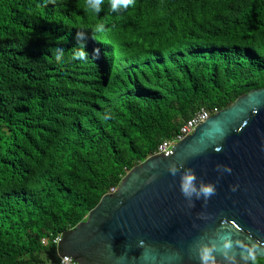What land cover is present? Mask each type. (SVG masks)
<instances>
[{
	"label": "trees",
	"instance_id": "1",
	"mask_svg": "<svg viewBox=\"0 0 264 264\" xmlns=\"http://www.w3.org/2000/svg\"><path fill=\"white\" fill-rule=\"evenodd\" d=\"M101 9L0 0V264H58L53 240L163 140L264 88V0Z\"/></svg>",
	"mask_w": 264,
	"mask_h": 264
},
{
	"label": "water",
	"instance_id": "2",
	"mask_svg": "<svg viewBox=\"0 0 264 264\" xmlns=\"http://www.w3.org/2000/svg\"><path fill=\"white\" fill-rule=\"evenodd\" d=\"M171 152L134 166L85 221L63 232L60 259L201 264L200 251L213 244L215 264H250L248 249L264 258V88L240 95ZM185 174L195 176V191L187 195L181 191ZM206 185L216 188L211 197L200 193ZM221 238L231 239L232 247L224 248Z\"/></svg>",
	"mask_w": 264,
	"mask_h": 264
},
{
	"label": "clouds",
	"instance_id": "3",
	"mask_svg": "<svg viewBox=\"0 0 264 264\" xmlns=\"http://www.w3.org/2000/svg\"><path fill=\"white\" fill-rule=\"evenodd\" d=\"M104 0H87L88 6L96 13H99L101 9V5L103 4ZM136 0H110L111 4V10L117 11L120 8H128L130 6H135ZM104 26L101 24L93 29V32H99L103 31ZM62 38H58V41ZM85 37L81 33H77V40H83ZM94 39V37H93ZM49 51L54 52L55 59L57 61H60L63 57V51L62 49H50ZM95 51V50H94ZM87 57L86 51H79L73 56V59H85ZM219 150V149H217ZM176 167L171 166L170 171L174 175L176 172ZM226 171H231L230 168H225ZM195 180V176L192 174H185L181 177V191L184 194H189L192 191H195V188L193 186V181ZM233 191H235V186H233ZM200 193L204 195L205 197H211L216 193V188L212 185H206L202 186L200 189ZM223 241V247L224 248H231L233 245V242L229 238H221ZM237 244H240L239 241L236 242ZM216 250L215 245L213 244L211 247H205L200 251V260L201 264H209V261H212V264H215L214 257L212 256V252ZM247 256H244V259H251L253 264H255V254L253 249H248ZM243 255V253H242Z\"/></svg>",
	"mask_w": 264,
	"mask_h": 264
},
{
	"label": "built area",
	"instance_id": "4",
	"mask_svg": "<svg viewBox=\"0 0 264 264\" xmlns=\"http://www.w3.org/2000/svg\"><path fill=\"white\" fill-rule=\"evenodd\" d=\"M218 109H213L212 112H209L205 109H201L200 111H198L194 116H192L190 119H188L179 129L178 133L176 134V136L171 139V140H163L156 149V152L154 153V155H164V156H170L172 155V150L175 146V144H177L178 142L182 141L185 137H187L188 135H190L195 128L201 124L202 122H204L205 120H207L210 116L218 113ZM115 189H111L110 193H114ZM61 240V235L57 236L53 242L55 244H58L59 241ZM44 242V240H43ZM58 264H78V262H73V258L72 257H62V259L59 260Z\"/></svg>",
	"mask_w": 264,
	"mask_h": 264
}]
</instances>
